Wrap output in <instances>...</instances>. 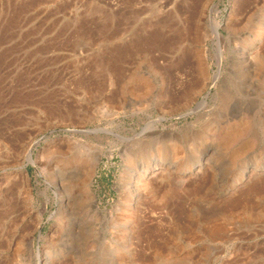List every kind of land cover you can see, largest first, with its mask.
<instances>
[{"label":"rangeland","instance_id":"1","mask_svg":"<svg viewBox=\"0 0 264 264\" xmlns=\"http://www.w3.org/2000/svg\"><path fill=\"white\" fill-rule=\"evenodd\" d=\"M262 166L264 0H0V264H264Z\"/></svg>","mask_w":264,"mask_h":264},{"label":"bare ground","instance_id":"2","mask_svg":"<svg viewBox=\"0 0 264 264\" xmlns=\"http://www.w3.org/2000/svg\"><path fill=\"white\" fill-rule=\"evenodd\" d=\"M214 35H215V37H220L221 36V34H220V32L217 30V28L215 27V30H214ZM76 131V130H75ZM88 133H90L89 132V130H86ZM76 132H80V131H76ZM69 137V136H68ZM63 138H59V139H57V140H62ZM66 140H67V143L69 144V146L71 145V146H73L72 144V140H71V138L69 137V138H65ZM57 140H53V141H47L46 143H48L47 144V146L46 147H44L43 148V152H42V155L44 156V157H42V158H45V160H47V161H49L48 159H50V153L52 152V151H55L56 149H55V147H54V149L55 150H53L52 148V151L49 149V147H51V145L52 144H54L55 142H57ZM51 144V145H50ZM69 146H67V147H69ZM56 148H58V151H59V146L58 147H56ZM50 150V151H49ZM68 151V150H67ZM64 152V151H63ZM55 153V152H54ZM41 157H39L38 159H40ZM73 159V158H72ZM29 161L31 162V163H34V164H37V162H38V160L37 159H34L33 157L31 158V157H29ZM71 161H73V160H70V159H67V161L65 162L66 164H69ZM71 165V164H70ZM68 166V165H67ZM200 166V165H199ZM49 167V166H48ZM70 167V166H69ZM94 167H95V165H93V166H90L87 170H86V172L84 173V182L86 183L85 185H87V187L89 186V184L91 183V180L93 179L92 177H94V175H93V173H94ZM157 167H158V165L157 164H155V162L154 163H148V165H147V167L146 168H144L143 170H142V177L144 178H147L148 177V174L152 171V170H155V169H157ZM263 168H264V166H262ZM255 168V167H254ZM195 169V167H193V166H191L190 167V169H189V171L188 172H192L193 170ZM22 172H24V173H26L27 172V170L25 169V167H23V171ZM195 172V171H194ZM58 173V172H57ZM248 173H251L250 171H248L247 172V174ZM246 174V175H247ZM246 175H243V176H246ZM28 176V175H27ZM29 177V176H28ZM82 177V178H83ZM81 178V179H82ZM87 181V182H86ZM83 182V181H82ZM148 182V181H147ZM48 183H50V185L52 186V188L54 189V191H55V194H56V197H57V200H58V203H59V209H58V212L57 213H60V210H62V206H63V203H65V200H64V196H65V194H64V189L62 188L63 187V184L61 183V177L58 175V174H56V176H54L50 181H48ZM135 183V182H134ZM141 183H142V180H141ZM151 183V182H150ZM137 184H139L140 185V183H137ZM136 184V185H137ZM149 187V186H148ZM29 192V191H28ZM16 195V194H15ZM60 205H62V206H60ZM37 256L39 257V260H40V264H50V262H49V260L48 259H42V255H41V252H38V254H37Z\"/></svg>","mask_w":264,"mask_h":264},{"label":"water","instance_id":"3","mask_svg":"<svg viewBox=\"0 0 264 264\" xmlns=\"http://www.w3.org/2000/svg\"><path fill=\"white\" fill-rule=\"evenodd\" d=\"M218 30H219V29H218ZM216 73H220V70H218V72H216ZM216 73H215V74H216ZM209 93H210V92H208V94H206V95L204 96V98L202 99V101H200V102L198 103V106H197L195 109L191 110V112H195L196 110L199 109V107H200L201 105L206 104V102H207V98H208V96H209ZM191 112H189V113H191ZM187 114H188V113L183 114L182 116H187ZM88 130H89V132H94V131H96V130H93V129H88ZM66 131H68V130H66ZM38 143H39V141L35 142V145L38 144ZM29 155H30L31 158L33 157V150H32V149L30 150ZM41 235H42V234L40 233V236H41ZM38 248H39V246H38Z\"/></svg>","mask_w":264,"mask_h":264}]
</instances>
